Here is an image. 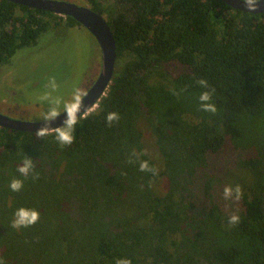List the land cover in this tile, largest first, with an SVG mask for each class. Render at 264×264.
<instances>
[{
	"label": "trees",
	"instance_id": "16d2710c",
	"mask_svg": "<svg viewBox=\"0 0 264 264\" xmlns=\"http://www.w3.org/2000/svg\"><path fill=\"white\" fill-rule=\"evenodd\" d=\"M88 1L116 41L112 81L98 109L78 120L71 145L61 147L54 132L0 127V258L264 264V13L223 0ZM76 24L0 0V73L18 49ZM205 91L215 113L201 110ZM110 112L119 116L111 125ZM142 119L162 169L145 152ZM27 158L34 166L24 176L18 168ZM141 161L155 173L141 171ZM161 176L164 193L154 188ZM14 179L20 191L11 190ZM20 207L37 210L38 222L12 227Z\"/></svg>",
	"mask_w": 264,
	"mask_h": 264
},
{
	"label": "rangeland",
	"instance_id": "374dc122",
	"mask_svg": "<svg viewBox=\"0 0 264 264\" xmlns=\"http://www.w3.org/2000/svg\"><path fill=\"white\" fill-rule=\"evenodd\" d=\"M77 32L75 29H65L64 26L52 28L40 38L37 45L18 49L3 66L0 92L6 89L10 91L7 101L11 106L16 105L14 111L24 112L30 104L36 108L41 107L43 113L50 106L63 107L73 93L81 89L86 74L90 68L93 69L96 51L93 48L94 40L77 36ZM84 32L89 33L86 30ZM53 79L55 88L52 87ZM140 124L145 152L162 169L163 157L155 137L144 119ZM167 184V179L161 176L154 188L164 193Z\"/></svg>",
	"mask_w": 264,
	"mask_h": 264
},
{
	"label": "water",
	"instance_id": "95a60500",
	"mask_svg": "<svg viewBox=\"0 0 264 264\" xmlns=\"http://www.w3.org/2000/svg\"><path fill=\"white\" fill-rule=\"evenodd\" d=\"M18 4L27 5L35 9H43L59 15H71L77 21L88 27L98 38L102 48V66L99 79L92 90L85 96L81 114L92 108L100 96L106 95V90L112 81L116 62L117 47L113 32L106 18L99 12L90 8L79 6L73 2L62 0H11ZM234 8L247 12L243 0H223ZM255 13H264V0H261ZM65 113L59 115L51 122L50 128L61 127L65 121ZM47 126L45 121L19 120L0 113V127H8L21 131L37 132L38 129Z\"/></svg>",
	"mask_w": 264,
	"mask_h": 264
},
{
	"label": "clouds",
	"instance_id": "9594fccd",
	"mask_svg": "<svg viewBox=\"0 0 264 264\" xmlns=\"http://www.w3.org/2000/svg\"><path fill=\"white\" fill-rule=\"evenodd\" d=\"M261 0H243V3L247 9V12L249 13H255L260 5ZM200 86L203 88L208 87V82L206 80H199L197 82ZM52 87H56L55 80H52ZM86 96V89H77L74 93L72 98L65 102L64 104V110L63 112L65 115V121L63 126L57 127L55 129L50 128V124L52 121L57 119L60 115V112L57 110V106H50L48 111L43 115V120L46 122L45 127L38 129L36 135L40 137H45L50 134V132L55 133V139L60 144L61 147L66 145H71L74 142V135L73 132L75 130V127L78 123V120L87 114L89 110L82 111L83 107V100ZM200 107L202 111L205 112H216V106L209 101L211 100V93L208 91L203 92L200 97ZM119 119V116L115 112H110L106 116V120L109 123V125L112 124L113 121H116ZM33 160L30 158H27L23 161L22 165L19 166L18 171L24 175L27 176L33 169ZM140 170L141 171H151L155 173V169H152L149 167V164L147 161H141L140 162ZM23 187V182L19 179H14L10 183V188L12 191H20ZM236 193V199H240L241 190L239 186L235 189ZM233 195V189L228 187L224 189V196L226 199H230ZM40 218V213L31 208L26 207H20L18 208L14 213V219L12 221V227L16 229L20 228H27L30 226L35 225ZM239 222V216L233 215L230 217V224H236ZM0 264H5V261L0 258ZM116 264H131L130 260H117Z\"/></svg>",
	"mask_w": 264,
	"mask_h": 264
},
{
	"label": "flooded vegetation",
	"instance_id": "af4514ba",
	"mask_svg": "<svg viewBox=\"0 0 264 264\" xmlns=\"http://www.w3.org/2000/svg\"><path fill=\"white\" fill-rule=\"evenodd\" d=\"M62 1L73 2V3H75V4L79 5V6L87 7V8H90V9L96 11V12H99L98 10H96L94 8L93 4L91 2H89L88 0H62ZM25 6H27V5H25ZM99 13L101 15H103V17H104L103 13H101V12H99ZM61 16H63L67 20V17H69L71 15H61ZM77 22H78V24H76L74 26L64 25V27H65V29L78 30L77 36H80V37L84 36L87 39H93L94 42H95V46H93L94 50L96 51V57H95V61H94V66H93V69L90 68L89 73L86 74L84 82H83V85L81 87L83 89H86V95H87L92 90V88L95 86V83L99 79V76H100V73H101L102 48L100 46V43H99L98 38L96 37V35L88 27L83 25L81 22H79V21H77ZM80 30H82V33H80ZM85 30L88 31L89 33H87V32L85 33L84 32ZM1 71H2V69H1ZM107 91H108V89L106 90V93H107ZM13 92L15 94V91H13ZM9 93H10V91L8 89H6V90H3V93L0 94V113L5 114V115L10 116V117L15 118V119H19V120L44 121L43 120V115L47 111L43 113L42 112V108L41 107H39V108L33 107L34 104H30L27 107H25L26 109H25L24 112H22V111L21 112L14 111V108L16 107V105H12L11 106V105H9V103L7 101L8 98H9ZM102 97H103V95L100 96V98L96 101L95 105L92 108L89 109L87 114H89L90 112L95 111L96 109H98ZM57 110L60 112V114L64 113L63 112L64 106L63 107H59V108L57 107ZM87 114H85V115H87ZM84 116H82V117H84ZM34 133H37V132H34Z\"/></svg>",
	"mask_w": 264,
	"mask_h": 264
}]
</instances>
